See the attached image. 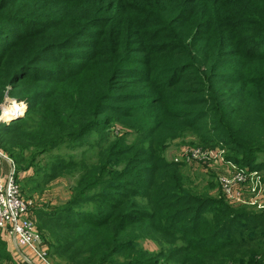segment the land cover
<instances>
[{"label": "trees", "instance_id": "trees-1", "mask_svg": "<svg viewBox=\"0 0 264 264\" xmlns=\"http://www.w3.org/2000/svg\"><path fill=\"white\" fill-rule=\"evenodd\" d=\"M5 88L28 103L0 123L15 170V148L92 152L50 162L78 173L37 212L59 264H264V211L195 193L162 155L189 131L264 172V0H0Z\"/></svg>", "mask_w": 264, "mask_h": 264}, {"label": "rangeland", "instance_id": "rangeland-1", "mask_svg": "<svg viewBox=\"0 0 264 264\" xmlns=\"http://www.w3.org/2000/svg\"><path fill=\"white\" fill-rule=\"evenodd\" d=\"M3 90L0 97V102L4 95ZM10 91V89H9ZM11 93V92H10ZM12 95V94H11ZM13 96V95H12ZM20 99V98H19ZM6 102H10V96H5L1 105V120L5 123L9 122V117L14 109ZM24 102V101H23ZM25 103V102H24ZM4 104V105H3ZM26 105V104H25ZM4 112V114H3ZM8 114V115H7ZM3 122V121H1ZM0 122V123H1ZM114 128V129H113ZM120 126L115 125L111 129L118 130ZM200 147L198 142L196 141V137L193 133L189 131H185L181 135L169 139L165 147H163L162 155L168 160H186L183 151L185 149ZM16 151L20 152L22 158L25 160L30 159V167L24 168L23 163L17 165L15 170V179L17 185L21 190V194L24 198L32 201V206L30 209L29 216L35 221L37 228L39 229L42 238H45L46 231L40 230V226L42 225V220L38 217V211H51L56 207L62 205L66 202L69 194H70V183L73 182L75 177L78 176L76 170L74 171L73 167L67 170L70 173L63 174V168L60 171V174H55L51 166L50 162L55 160L56 158L65 160L68 159H79L80 157H85L87 161H91L90 156L92 155L91 150L87 145L74 144L72 146L62 145L61 149H54L49 152L41 153L40 149L29 150L24 148L23 150ZM0 161L7 160V158L11 159L14 164V158L11 155L4 153L0 148ZM224 158L229 154L226 150L222 153ZM256 155L260 157L259 152H255ZM261 158V157H260ZM259 159V158H258ZM184 162V161H183ZM184 166L181 168V172L184 175V182L186 183L187 188L191 189L197 194L206 195L214 199H220L227 206H229L234 211H260V209L243 205L237 203H229L225 201V198L221 194L220 185L218 183V175L223 170V166L221 164H215L211 159H191L189 161L184 162ZM63 167V161L61 162ZM15 169V165H14ZM40 169V170H39ZM262 172V182L264 172ZM264 186V184H263ZM85 207H93L94 205L91 203H86ZM94 208V207H93ZM261 210L260 212H262ZM0 239L3 240L4 246L3 251H5L9 257L8 258H0L1 264H12L14 262V258L10 252V249L7 245L6 238L0 231ZM47 240V239H46ZM45 241V240H44ZM46 243V242H45ZM141 243L144 247L152 250L156 248V244L149 240L144 239L141 240ZM49 251V248H48ZM50 260L53 264L63 263V260L53 257L50 255ZM162 263V262H160ZM159 263V264H160Z\"/></svg>", "mask_w": 264, "mask_h": 264}, {"label": "built area", "instance_id": "built-area-1", "mask_svg": "<svg viewBox=\"0 0 264 264\" xmlns=\"http://www.w3.org/2000/svg\"><path fill=\"white\" fill-rule=\"evenodd\" d=\"M220 147H196L183 151L186 160L211 159L224 168L218 183L226 202L256 207L264 211L262 172L239 166L222 154ZM1 154V153H0ZM8 171L0 173V231L14 258L12 264H53L35 221L29 216L32 201L22 196L15 179L13 161L7 158Z\"/></svg>", "mask_w": 264, "mask_h": 264}, {"label": "water", "instance_id": "water-1", "mask_svg": "<svg viewBox=\"0 0 264 264\" xmlns=\"http://www.w3.org/2000/svg\"><path fill=\"white\" fill-rule=\"evenodd\" d=\"M5 96H10V97H13V98H15V99H19V98H16V97H14V96H12L11 95V93H10V91H9V88H7L5 91H4V95H3V97H2V100H1V102H0V113H1V105H2V102H3V99H4V97ZM19 100H21V99H19ZM22 102H23V100H21ZM26 104V105H25ZM24 105H25V107H23V108H21L19 111H14V112H12L11 113V115H10V117H9V121H11V120H13V119H16V118H18V117H20V116H22L23 115V113H24V111L27 109V107H28V103H25ZM0 116H1V114H0ZM1 121H6L5 119L4 120H1L0 119V122Z\"/></svg>", "mask_w": 264, "mask_h": 264}, {"label": "crops", "instance_id": "crops-1", "mask_svg": "<svg viewBox=\"0 0 264 264\" xmlns=\"http://www.w3.org/2000/svg\"><path fill=\"white\" fill-rule=\"evenodd\" d=\"M8 161L5 160H1L0 161V173L1 174H5L8 171Z\"/></svg>", "mask_w": 264, "mask_h": 264}, {"label": "bare ground", "instance_id": "bare-ground-1", "mask_svg": "<svg viewBox=\"0 0 264 264\" xmlns=\"http://www.w3.org/2000/svg\"><path fill=\"white\" fill-rule=\"evenodd\" d=\"M23 107H25V106H22L21 108H23ZM3 114H4V112H3ZM8 115V114H7Z\"/></svg>", "mask_w": 264, "mask_h": 264}]
</instances>
